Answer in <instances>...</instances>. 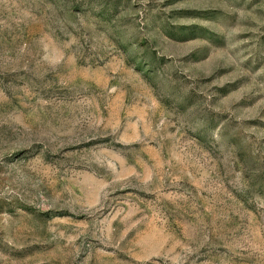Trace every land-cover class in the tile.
<instances>
[{"label": "rangeland", "instance_id": "1", "mask_svg": "<svg viewBox=\"0 0 264 264\" xmlns=\"http://www.w3.org/2000/svg\"><path fill=\"white\" fill-rule=\"evenodd\" d=\"M0 264H264V0H0Z\"/></svg>", "mask_w": 264, "mask_h": 264}]
</instances>
